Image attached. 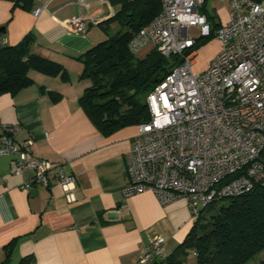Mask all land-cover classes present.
Segmentation results:
<instances>
[{
  "label": "crops",
  "instance_id": "0c3cea01",
  "mask_svg": "<svg viewBox=\"0 0 264 264\" xmlns=\"http://www.w3.org/2000/svg\"><path fill=\"white\" fill-rule=\"evenodd\" d=\"M16 2L0 0V28L5 29L0 39L6 41L0 47L16 46L33 34L34 53L62 64L70 80L33 73L34 85L0 96V143L11 127L9 135L16 142L33 141L34 158L65 164L77 177V202L69 205L56 185L23 189L33 172L16 176L15 158L0 155V264H141L158 236L165 239L163 252L169 257L195 224L188 201L163 207L152 192H145L124 202L127 156L138 126L105 136L79 104L91 83L80 80L84 65L77 58L105 41V26L118 7L105 0H33L27 9ZM217 2L211 16L220 26L231 6ZM38 7L44 10L36 17ZM77 17L85 19L84 33L72 25ZM109 27L117 32L119 25ZM149 51L146 45L137 55L144 58ZM220 51L217 47L198 72ZM51 91L62 99L54 103ZM9 245L11 258L5 262Z\"/></svg>",
  "mask_w": 264,
  "mask_h": 264
},
{
  "label": "built area",
  "instance_id": "2783aa9c",
  "mask_svg": "<svg viewBox=\"0 0 264 264\" xmlns=\"http://www.w3.org/2000/svg\"><path fill=\"white\" fill-rule=\"evenodd\" d=\"M207 1L160 0L159 16L130 43L135 54L152 44L182 63L146 99L150 118L138 126L127 156L126 203L152 192L163 207L187 200L197 218L217 201L264 188V0H214L231 6L228 20L216 29L203 12ZM43 10L38 7L35 16ZM72 25L85 32L84 18ZM191 29L199 31L196 38ZM213 37L222 49L196 74L197 43ZM5 131L0 155L15 158L16 176L34 174L23 189L56 185L69 205L77 202V177L65 164L34 158L31 139L18 143L9 135L13 128ZM164 244L163 237H155L141 264L165 261Z\"/></svg>",
  "mask_w": 264,
  "mask_h": 264
},
{
  "label": "trees",
  "instance_id": "16d2710c",
  "mask_svg": "<svg viewBox=\"0 0 264 264\" xmlns=\"http://www.w3.org/2000/svg\"><path fill=\"white\" fill-rule=\"evenodd\" d=\"M16 1L17 6L28 9L33 0ZM111 4L118 7V12L105 26L109 37L77 58L84 65L80 80L91 83L79 104L105 136L147 122L148 95L182 63L180 57H164L154 46L141 59L130 49L134 37L161 13L160 0H111ZM205 14L209 17L208 12ZM210 19L215 29L218 28L216 17ZM110 23L119 25L113 36H110ZM209 39L199 40L197 47ZM35 43V36L29 34L16 46L0 47V96H14L34 85L33 73L69 82V73L62 64L34 53ZM49 94L54 103L63 97L54 91ZM221 201L226 202L215 208L214 204L220 202L217 201L202 210L184 242L157 264H186L190 252L198 264H249L262 253L264 188ZM11 252L9 245L5 248V262L10 260Z\"/></svg>",
  "mask_w": 264,
  "mask_h": 264
},
{
  "label": "rangeland",
  "instance_id": "374dc122",
  "mask_svg": "<svg viewBox=\"0 0 264 264\" xmlns=\"http://www.w3.org/2000/svg\"><path fill=\"white\" fill-rule=\"evenodd\" d=\"M216 4H218L217 1H211L210 3L207 4V7H206L207 11H205V13L208 12L209 18L211 17V13H212V15H214L213 14V7ZM219 8L220 7H218V9ZM198 33H199V31L197 29H191L189 31V35L192 38H196L198 36ZM115 34H116V32L114 30H111L110 31V36H113ZM105 36H106V39L105 40H107V38L109 37V35L105 33ZM148 46H149V50H150L149 53H150L151 52V47L153 45L152 44H148ZM217 47H221V44H220V42L215 37L209 39L208 41H204V42H201L200 43V45L195 49L196 56L194 58V63L195 62L196 63L193 66L194 73L200 74L198 72V69L201 66L206 65V63H208V60L210 59V55H212V53L215 52V50H216ZM221 49H222V47H221ZM215 57L210 60V63L215 59ZM136 58L141 59V57H139L138 55H136ZM225 202L226 201L217 202V203L214 204V207L215 208L216 207H219L221 204H223ZM262 261H264V251L262 253H260L259 255H257L251 262H249V264H259ZM186 264H198L197 263V259L196 258L194 259L193 254L191 252L189 253V255L187 257Z\"/></svg>",
  "mask_w": 264,
  "mask_h": 264
},
{
  "label": "water",
  "instance_id": "95a60500",
  "mask_svg": "<svg viewBox=\"0 0 264 264\" xmlns=\"http://www.w3.org/2000/svg\"><path fill=\"white\" fill-rule=\"evenodd\" d=\"M4 31H5L4 28H0V34L3 33ZM0 42H1L2 44H5L6 41H5L4 38H1V39H0Z\"/></svg>",
  "mask_w": 264,
  "mask_h": 264
}]
</instances>
